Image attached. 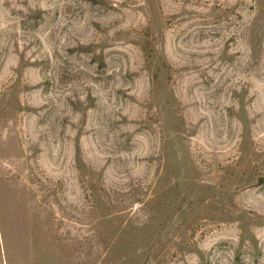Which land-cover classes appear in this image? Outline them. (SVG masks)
I'll return each instance as SVG.
<instances>
[{"label": "rangeland", "instance_id": "rangeland-1", "mask_svg": "<svg viewBox=\"0 0 264 264\" xmlns=\"http://www.w3.org/2000/svg\"><path fill=\"white\" fill-rule=\"evenodd\" d=\"M0 264H264V0H0Z\"/></svg>", "mask_w": 264, "mask_h": 264}]
</instances>
